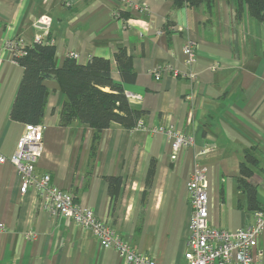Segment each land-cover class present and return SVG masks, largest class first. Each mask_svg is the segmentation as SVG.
I'll use <instances>...</instances> for the list:
<instances>
[{"label":"crops","instance_id":"crops-1","mask_svg":"<svg viewBox=\"0 0 264 264\" xmlns=\"http://www.w3.org/2000/svg\"><path fill=\"white\" fill-rule=\"evenodd\" d=\"M37 36L54 43L57 67L70 52L86 64L91 56L113 59L127 48L135 82H123L115 65L112 77L123 83L130 104L145 111V129L112 124L92 154L94 128L78 120L60 124L64 94L57 80L45 79L38 173H50L77 202L110 218L116 235L157 264H187L188 184L198 167L206 171L210 224L235 230L253 223L239 176L250 152L259 163L248 180L263 205L264 22L250 16L246 4L238 12L237 0L178 8L172 0H0V157L15 153L26 125L10 117L24 70L6 42L33 44ZM187 42L195 49L191 66ZM168 65L179 75L163 70L156 79L155 70ZM168 125L194 139L176 158L171 140L157 130ZM108 176L123 178L115 201ZM21 183L15 165L0 162V264H125L92 231L52 216L33 188L22 193ZM259 250L264 264V232L254 256Z\"/></svg>","mask_w":264,"mask_h":264},{"label":"built area","instance_id":"built-area-1","mask_svg":"<svg viewBox=\"0 0 264 264\" xmlns=\"http://www.w3.org/2000/svg\"><path fill=\"white\" fill-rule=\"evenodd\" d=\"M46 21L45 23H47ZM35 42H44L41 36ZM24 43L21 40H8L6 47L12 52L17 51ZM185 64L191 66L195 60V49L191 42L184 47ZM70 56L79 57L75 52ZM172 71L174 76L179 72L171 66H164L155 70L156 79L161 78V71ZM188 77L194 81L198 76L189 72ZM136 129H145L143 121H139ZM43 130L41 124H26L25 130L17 143L15 153L9 157H0V162L9 160L17 168L21 176L22 193L33 188L43 197V207L57 219L70 218L82 229L90 230L99 238L103 248L113 247L124 260L125 264H157L146 254L136 251L130 244L124 242L112 228L111 219H100L92 209L84 207L76 201L71 191L63 190L52 182L50 173L40 174L36 171L37 162L43 151ZM158 131L163 132L171 140L174 154L181 147L194 144V139L187 133L178 131L173 125L160 126ZM207 149L200 151V154ZM208 182L205 169L198 167L192 174L188 184L189 205L191 208L190 234L184 259L187 264H263L262 250L254 256L253 249L264 232V204L260 209L253 211V223L235 230L213 227L209 222L208 210Z\"/></svg>","mask_w":264,"mask_h":264},{"label":"trees","instance_id":"trees-1","mask_svg":"<svg viewBox=\"0 0 264 264\" xmlns=\"http://www.w3.org/2000/svg\"><path fill=\"white\" fill-rule=\"evenodd\" d=\"M174 7L198 5L203 0H172ZM246 4L253 18L264 22V0H237V10ZM55 45L52 40L25 44L13 52L14 60L23 67V76L10 111L12 120L25 124H41L48 100L45 79L59 82L64 94L60 111V124L68 125L75 120L94 128L92 154L96 151L100 135L112 124L127 129H136L145 111L130 104L122 82L114 81L112 69L115 65L123 82L136 80L133 68V55L127 48H120L113 59L91 56L86 64L68 55L61 67L54 61ZM246 162L240 167L239 183L246 192L249 209L255 211L262 207L257 200V187L248 178L252 166L259 160L250 152ZM154 165L150 172L153 173ZM150 173V174H151ZM108 190L113 201L120 195L123 178L108 176Z\"/></svg>","mask_w":264,"mask_h":264}]
</instances>
